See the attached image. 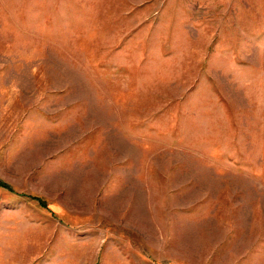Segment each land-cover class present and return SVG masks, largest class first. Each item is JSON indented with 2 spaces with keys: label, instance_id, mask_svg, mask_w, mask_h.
Returning a JSON list of instances; mask_svg holds the SVG:
<instances>
[{
  "label": "rangeland",
  "instance_id": "obj_1",
  "mask_svg": "<svg viewBox=\"0 0 264 264\" xmlns=\"http://www.w3.org/2000/svg\"><path fill=\"white\" fill-rule=\"evenodd\" d=\"M0 181V264H264V0H0Z\"/></svg>",
  "mask_w": 264,
  "mask_h": 264
},
{
  "label": "trees",
  "instance_id": "obj_2",
  "mask_svg": "<svg viewBox=\"0 0 264 264\" xmlns=\"http://www.w3.org/2000/svg\"><path fill=\"white\" fill-rule=\"evenodd\" d=\"M0 186L1 187H5L7 189H11V187L9 185H7L6 183L0 181ZM38 203L40 206H46V204L41 200V199H37Z\"/></svg>",
  "mask_w": 264,
  "mask_h": 264
}]
</instances>
